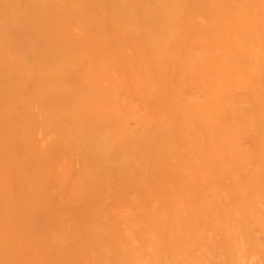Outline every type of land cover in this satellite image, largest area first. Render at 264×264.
<instances>
[{
    "label": "rangeland",
    "instance_id": "1",
    "mask_svg": "<svg viewBox=\"0 0 264 264\" xmlns=\"http://www.w3.org/2000/svg\"><path fill=\"white\" fill-rule=\"evenodd\" d=\"M3 1L0 264H264V0ZM81 31L116 36L119 53L84 103L87 172L121 175L137 211L116 228L113 213L93 211L94 241H56L81 237V214L42 198L47 187L34 180V147L50 141L38 131L35 143L34 80L83 76L76 62L66 68L63 44Z\"/></svg>",
    "mask_w": 264,
    "mask_h": 264
},
{
    "label": "crops",
    "instance_id": "2",
    "mask_svg": "<svg viewBox=\"0 0 264 264\" xmlns=\"http://www.w3.org/2000/svg\"><path fill=\"white\" fill-rule=\"evenodd\" d=\"M33 36L35 39L42 38L41 30L38 29L36 23L40 22V16L38 19L34 18ZM37 21V22H36ZM9 22V2L0 0V54L9 52V41L5 39L10 38L9 31L5 30L4 23ZM23 32L25 30H22ZM18 29L16 35L17 38L25 37L23 33ZM48 36V44L50 50L53 49L54 41L57 35H53L54 31L50 30ZM63 38V37H62ZM66 49V68L74 69L75 62L79 68L81 75L80 79L69 80L67 78L64 82L59 84L58 79H54L52 76L49 78H42V76L35 77L34 87L35 107L38 109L35 113L34 120V135L36 143V135L38 131L42 138H49L50 141L44 149L35 145L34 147V180L43 182L44 188L41 191L42 198H54L58 199L57 204L61 201L64 205L58 206L59 210L66 212L67 214L73 213L77 215L80 213L79 220L82 223L81 237L74 238H58L56 241H94L89 237V231L92 227L90 225V213L93 211H101L103 213H113V227L121 225L124 220L122 218V212L131 214L137 211V206L133 203L131 195L123 191L116 184L120 181L121 175L116 173H94L92 176L87 172V166H90L87 153H85V142L89 133V117L90 113L84 109V103L87 97L92 94L100 93L97 90L102 85L100 81V70L102 65L105 67L109 64H115L116 67L119 63V53L115 52L116 36H101L99 34L95 36L85 35L83 31L79 32V35L64 36ZM63 39V40H64ZM39 42L34 41V49L37 48ZM107 48H111L107 51ZM51 53L50 64L54 61V56ZM118 58H117V57ZM3 59L1 56L0 65H2ZM107 63V64H106ZM3 67L0 66V75L3 76ZM115 68V66H113ZM78 70V71H79ZM89 70L93 72L89 73ZM106 76V74H104ZM86 76V77H84ZM114 75L111 79L115 80ZM86 78V79H85ZM93 79V80H90ZM3 84V82H1ZM59 85L64 87L65 93H59ZM94 87L90 88L89 87ZM111 86V85H110ZM115 86V85H114ZM39 87V92H38ZM84 92L83 95H79V91ZM76 92V94H75ZM111 98L109 97V100ZM65 103V108L63 104ZM93 117H106L105 113H94ZM27 148H19V160L25 157ZM23 152V153H22ZM75 160L80 162V168L74 169ZM60 182V189H54L52 183ZM81 183V188L70 189L69 183ZM94 182H102V188L95 189ZM107 183V185L105 184ZM107 187V188H106ZM77 199V203L70 207V203L67 199ZM50 205L51 203H47ZM62 204V203H60ZM53 207V206H51ZM61 212V214H62ZM70 217L63 220V216L60 217L62 223L68 221ZM73 221V217L71 218ZM125 219H129L125 217ZM78 220V219H77ZM79 222V221H78ZM62 228L61 226H59ZM73 228V227H72ZM71 228V229H72ZM95 241H106L105 239H98ZM112 241H121L115 238Z\"/></svg>",
    "mask_w": 264,
    "mask_h": 264
},
{
    "label": "bare ground",
    "instance_id": "3",
    "mask_svg": "<svg viewBox=\"0 0 264 264\" xmlns=\"http://www.w3.org/2000/svg\"><path fill=\"white\" fill-rule=\"evenodd\" d=\"M241 20V19H240ZM238 20V22L240 23L241 21ZM241 24H243V22H241ZM248 26V25H247ZM253 249V248H252ZM249 251V250H248ZM153 264H158L157 262H154Z\"/></svg>",
    "mask_w": 264,
    "mask_h": 264
}]
</instances>
